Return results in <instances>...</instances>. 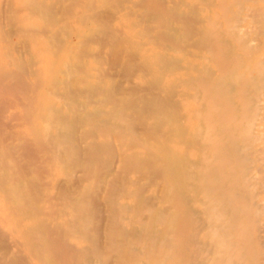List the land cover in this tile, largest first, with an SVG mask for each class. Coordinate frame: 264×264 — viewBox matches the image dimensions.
<instances>
[{
    "label": "bare ground",
    "instance_id": "bare-ground-1",
    "mask_svg": "<svg viewBox=\"0 0 264 264\" xmlns=\"http://www.w3.org/2000/svg\"><path fill=\"white\" fill-rule=\"evenodd\" d=\"M0 264H264V0H0Z\"/></svg>",
    "mask_w": 264,
    "mask_h": 264
},
{
    "label": "rangeland",
    "instance_id": "rangeland-1",
    "mask_svg": "<svg viewBox=\"0 0 264 264\" xmlns=\"http://www.w3.org/2000/svg\"><path fill=\"white\" fill-rule=\"evenodd\" d=\"M160 1H162V2H163V1H165V0H160ZM160 4L162 5V3H160ZM119 162H120V161H119ZM119 162H117V163H118V165L120 164ZM117 163H116V166H117ZM118 167H119V166H118ZM120 167H121V166H120ZM120 167H119V168H120ZM115 168H116V167H115ZM119 168H116V169H117V170H119Z\"/></svg>",
    "mask_w": 264,
    "mask_h": 264
}]
</instances>
